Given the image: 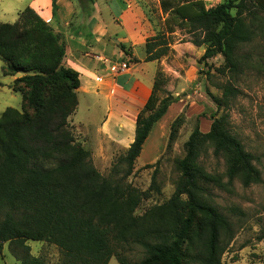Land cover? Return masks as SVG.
I'll return each instance as SVG.
<instances>
[{
	"label": "trees",
	"instance_id": "obj_1",
	"mask_svg": "<svg viewBox=\"0 0 264 264\" xmlns=\"http://www.w3.org/2000/svg\"><path fill=\"white\" fill-rule=\"evenodd\" d=\"M159 1L165 29L147 38V62L174 54L173 34L180 30L190 36L185 42L204 48L203 60L223 57L221 75L238 82L255 68L253 56L241 49L264 38V0H226L211 8L203 0ZM53 11L57 17V0ZM49 30L32 9L19 13L13 24L0 23L3 73L21 75L10 87L22 97L21 109L0 114V253L8 244L20 264H46L32 255L28 242L34 241L55 246L57 264H109L113 257L119 264H222L237 229L216 204L214 191L232 194L236 182L244 188L262 182L256 157L230 126L227 111L241 90L232 81L222 86L221 98L205 90L217 105L210 130L202 132L198 118L177 164L175 193L141 216L136 210L142 196L105 178L74 135L69 118L79 105V73L64 66L65 46H46L42 37L50 38ZM165 84L158 70L137 116L135 139L114 167L125 166L127 178L155 125L180 100ZM182 119L171 125L169 146ZM209 150L224 161L223 173L210 172L201 162ZM258 239L264 240V231ZM138 249L141 257H133Z\"/></svg>",
	"mask_w": 264,
	"mask_h": 264
},
{
	"label": "rangeland",
	"instance_id": "obj_2",
	"mask_svg": "<svg viewBox=\"0 0 264 264\" xmlns=\"http://www.w3.org/2000/svg\"><path fill=\"white\" fill-rule=\"evenodd\" d=\"M86 0H83V2ZM207 8L214 7L226 0H203ZM147 8L153 12L154 33L152 36L163 32L165 17L161 13L159 0H145ZM86 3V2H85ZM45 21V20H44ZM16 22V21H14ZM49 27L50 38L42 37L47 47L56 48L60 45L66 47L65 30L53 27L45 21ZM48 33V35H49ZM190 39L185 32L177 30L173 34V45L183 44ZM244 55H252L254 69H247L235 82L229 75H221L218 69L224 66L222 56L210 60H203V54H189L183 51L181 55L169 54L161 61L159 70H162L166 77L164 89H170L174 97L185 99L191 98L185 106L182 122L177 131L176 138L169 146V137L172 123V113H169L161 122L145 145V152L136 160L132 174L127 178L126 167L118 165L119 158L126 152V148L97 141L96 129L103 115V110L98 109L87 111L84 102L82 103L79 117H89L88 125L83 130L72 127L74 135L84 147L91 152V159L94 167L107 179L114 182L130 185L142 196L141 203L136 210V214L143 215L154 206L167 202L175 193L180 172L178 162L185 157V143L197 126L199 118L200 124L204 118L212 121L211 116L217 113V105L206 94L208 89L214 96L222 97V86L232 81L241 90V94L231 103L229 111L230 126L234 134L242 141L245 149L256 157L255 165L261 171L262 182L249 188H244L239 182L235 184V191L229 194L224 191L215 190V201L220 210L230 217L236 224L237 232L230 242L222 264H264V240H259V236L264 231V38L258 37L250 45H245L241 49ZM139 57L145 54V50L137 49ZM128 62L126 58L119 63ZM6 63L0 57V112L8 107L21 109L22 97L18 93L12 92L8 85L11 77L4 76ZM141 66L134 68L139 77L142 74ZM117 70L121 71L117 65ZM181 77L192 79V82L183 80ZM176 94H178L176 96ZM222 111L219 113L221 115ZM189 115V118L186 117ZM165 121V122H164ZM207 122H204L207 123ZM205 130V129H204ZM203 130V131H204ZM147 146V147H146ZM201 162L210 172L223 173L225 164L222 159L215 158L212 150L201 157ZM148 166H152L148 168ZM155 180V185L153 184ZM157 188L159 190H157ZM145 196H143V194ZM239 209L235 212L234 209ZM32 255H37L46 264H57L60 260L59 250L47 243L29 241ZM5 246L9 245L6 244ZM4 246V247H5ZM133 257L140 258L141 250L132 253ZM10 258L9 255H7ZM109 264H119L116 258H112Z\"/></svg>",
	"mask_w": 264,
	"mask_h": 264
},
{
	"label": "crops",
	"instance_id": "obj_3",
	"mask_svg": "<svg viewBox=\"0 0 264 264\" xmlns=\"http://www.w3.org/2000/svg\"><path fill=\"white\" fill-rule=\"evenodd\" d=\"M57 4V17H54L53 0H0V23L13 24L19 13L32 9L53 27L65 30L66 55L63 64L78 72L80 79L77 90L79 105L70 122L78 130L88 125L89 117L78 116L83 102L90 115L94 116L90 111L101 109L104 113L96 129L97 141L128 149L135 139L137 116L152 94L161 65L159 61L147 62L146 51L141 57L137 54V49L145 50L147 38L154 33L153 12L147 8L145 0H57ZM172 49L176 55H181L183 51L189 54L205 52L204 48L190 42L172 45ZM126 58L128 62L124 63L129 68L118 71L117 65L120 67L122 62H119ZM131 59H135L134 62ZM137 66L143 68L139 77L134 72ZM3 70L4 67L2 73ZM7 77H11L8 88L12 91L10 86L21 75ZM181 79L180 84L189 80L185 77ZM189 81L192 82V79ZM170 91L167 90L168 93ZM190 98L188 96L173 103L154 129L169 113H172L171 121L181 115ZM186 117L189 118V115ZM204 122H207L205 118L200 129L206 133L212 121ZM152 132L145 145H148ZM145 150L143 148L142 152ZM0 264L20 263L5 246L3 254L0 253Z\"/></svg>",
	"mask_w": 264,
	"mask_h": 264
},
{
	"label": "built area",
	"instance_id": "obj_4",
	"mask_svg": "<svg viewBox=\"0 0 264 264\" xmlns=\"http://www.w3.org/2000/svg\"><path fill=\"white\" fill-rule=\"evenodd\" d=\"M128 68H129V66H128L127 63H122V64L120 65V69H121V71L126 70V69H128Z\"/></svg>",
	"mask_w": 264,
	"mask_h": 264
}]
</instances>
